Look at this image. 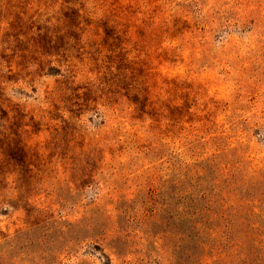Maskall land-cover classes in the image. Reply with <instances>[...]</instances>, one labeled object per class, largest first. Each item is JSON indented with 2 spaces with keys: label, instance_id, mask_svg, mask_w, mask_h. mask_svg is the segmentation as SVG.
Here are the masks:
<instances>
[{
  "label": "rangeland",
  "instance_id": "374dc122",
  "mask_svg": "<svg viewBox=\"0 0 264 264\" xmlns=\"http://www.w3.org/2000/svg\"><path fill=\"white\" fill-rule=\"evenodd\" d=\"M228 183L260 200L242 241L264 0H0V264H190Z\"/></svg>",
  "mask_w": 264,
  "mask_h": 264
},
{
  "label": "trees",
  "instance_id": "16d2710c",
  "mask_svg": "<svg viewBox=\"0 0 264 264\" xmlns=\"http://www.w3.org/2000/svg\"><path fill=\"white\" fill-rule=\"evenodd\" d=\"M240 188L236 192L237 187L232 188L228 183L226 189L221 193L222 206H227L222 212L218 213V220L216 223H222V220L227 219L226 223L222 225L220 230L219 239H214L211 246L204 243L194 241L195 250L188 254L190 264H264V223L260 225L248 226L244 240L240 241L233 233L232 220L230 214H242L247 209V206L252 205L254 202L260 203L256 198L248 199L247 189ZM221 218V220H220ZM230 219V220H228ZM218 225V224H215ZM217 228L212 226V223H194L193 230L196 236L201 234L206 235L208 238L215 236L218 231ZM261 232V233H260ZM244 247V252L242 251ZM198 248V249H197ZM209 249V261L203 260L202 255L204 249ZM199 250V251H198ZM199 252L201 254H199Z\"/></svg>",
  "mask_w": 264,
  "mask_h": 264
}]
</instances>
